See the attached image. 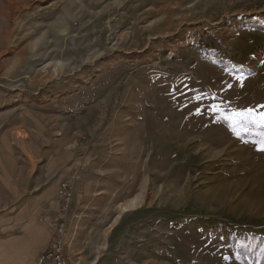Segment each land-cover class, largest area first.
Segmentation results:
<instances>
[{"label": "rangeland", "instance_id": "obj_1", "mask_svg": "<svg viewBox=\"0 0 264 264\" xmlns=\"http://www.w3.org/2000/svg\"><path fill=\"white\" fill-rule=\"evenodd\" d=\"M262 117L264 0H0L1 264H264Z\"/></svg>", "mask_w": 264, "mask_h": 264}, {"label": "built area", "instance_id": "obj_2", "mask_svg": "<svg viewBox=\"0 0 264 264\" xmlns=\"http://www.w3.org/2000/svg\"><path fill=\"white\" fill-rule=\"evenodd\" d=\"M73 198V189L69 183H62L56 193V201L61 212L67 214L71 210ZM54 234L51 246L45 252L39 255L37 264H70L66 255L65 237L67 233V224L65 220L53 223Z\"/></svg>", "mask_w": 264, "mask_h": 264}, {"label": "crops", "instance_id": "obj_3", "mask_svg": "<svg viewBox=\"0 0 264 264\" xmlns=\"http://www.w3.org/2000/svg\"><path fill=\"white\" fill-rule=\"evenodd\" d=\"M56 216H58L60 219L63 218V220L66 221V224H67V233H66V237H65V243H66V255L68 256L69 258V261H70V264H73L72 261H71V257L69 256V254L72 255V248L74 247L73 246V235H72V232H73V229H72V226L74 225L72 220H71V216H68V215H65V216H60L59 213L56 214ZM57 220V219H56ZM55 220H51L49 223H50V226L52 227L53 229V223H54ZM53 234H54V231L51 233L50 235V238L49 240L47 241V243L43 246L42 250L37 252L33 259H34V264H37V259L39 257L40 254H42L43 252H45L47 249L50 248L51 246V241H52V237H53ZM67 246H68V249H69V253L67 252ZM6 257V253L0 249V264L2 262L3 259H5ZM93 263H95V260L92 261Z\"/></svg>", "mask_w": 264, "mask_h": 264}, {"label": "snow or ice", "instance_id": "obj_4", "mask_svg": "<svg viewBox=\"0 0 264 264\" xmlns=\"http://www.w3.org/2000/svg\"><path fill=\"white\" fill-rule=\"evenodd\" d=\"M262 119H264V117H262ZM259 151H264V146H261L260 148H258Z\"/></svg>", "mask_w": 264, "mask_h": 264}]
</instances>
